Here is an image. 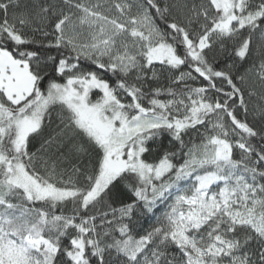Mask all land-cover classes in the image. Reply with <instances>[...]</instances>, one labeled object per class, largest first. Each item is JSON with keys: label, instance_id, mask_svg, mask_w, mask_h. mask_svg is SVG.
<instances>
[{"label": "snow or ice", "instance_id": "6c2138e0", "mask_svg": "<svg viewBox=\"0 0 264 264\" xmlns=\"http://www.w3.org/2000/svg\"><path fill=\"white\" fill-rule=\"evenodd\" d=\"M0 264H264V0H0Z\"/></svg>", "mask_w": 264, "mask_h": 264}, {"label": "trees", "instance_id": "16d2710c", "mask_svg": "<svg viewBox=\"0 0 264 264\" xmlns=\"http://www.w3.org/2000/svg\"><path fill=\"white\" fill-rule=\"evenodd\" d=\"M26 2V0H21V3ZM191 2V0H190ZM197 3H199V0H196ZM261 43V38L259 36V34H257L256 36L253 37V42H252V47L253 50L255 51L256 46ZM218 51V45L214 46L212 51L208 52V59L210 62H212L214 60V54ZM54 54V53H53ZM224 61H221V64L218 66H223ZM248 65L245 64V67H247ZM110 78V77H108ZM165 86H167L168 81L165 80L162 82ZM93 99L96 98V94L95 92L93 93L92 96ZM161 99H165L166 97H160ZM246 99L248 101V106H249V117H248V122L250 123V125L254 126V127H260V118L258 115H253V109L255 108V106L259 103L258 97L254 96L251 97L250 99L247 98ZM58 123V120L56 118V113L54 112L52 114V127H55V125ZM187 139V138H186ZM199 138L197 137V142H198ZM165 143H167V141H165ZM39 147V143H35V146L30 148V150L35 151L36 148ZM157 158V153L155 151L152 152L151 155L146 154L145 159H147L149 162H153L155 159ZM92 158L88 157V156H84L81 158H76V157H70L68 160L62 161V163L60 164L61 169H71V166L73 164H78L79 166L83 167L84 165H89L91 164ZM174 163H180L179 160H174ZM39 167V166H38ZM127 181L122 182L121 183V187L125 188L126 190V185ZM114 206H118V205H114ZM159 212V208L156 207V209H154V215L153 214H148V215H141L138 214L137 217L134 220L133 226H132V234L136 237H138L139 235H143L147 230H150V228L152 226H154L157 222V214Z\"/></svg>", "mask_w": 264, "mask_h": 264}, {"label": "rangeland", "instance_id": "374dc122", "mask_svg": "<svg viewBox=\"0 0 264 264\" xmlns=\"http://www.w3.org/2000/svg\"><path fill=\"white\" fill-rule=\"evenodd\" d=\"M157 207L159 208V212L157 214V218H158L166 210V204L165 203H158Z\"/></svg>", "mask_w": 264, "mask_h": 264}]
</instances>
